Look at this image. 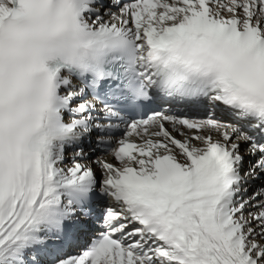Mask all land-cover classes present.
I'll return each mask as SVG.
<instances>
[{
    "label": "snow or ice",
    "instance_id": "6c2138e0",
    "mask_svg": "<svg viewBox=\"0 0 264 264\" xmlns=\"http://www.w3.org/2000/svg\"><path fill=\"white\" fill-rule=\"evenodd\" d=\"M261 180L264 0H0V264H264Z\"/></svg>",
    "mask_w": 264,
    "mask_h": 264
},
{
    "label": "bare ground",
    "instance_id": "6f19581e",
    "mask_svg": "<svg viewBox=\"0 0 264 264\" xmlns=\"http://www.w3.org/2000/svg\"><path fill=\"white\" fill-rule=\"evenodd\" d=\"M179 138V137H178ZM99 155H104V157H105V159H107L109 162H114L113 161V157L111 156V155H105L102 151H100L99 153H98ZM69 155H71V153L69 152ZM246 158V157H245ZM246 161H247V158H246ZM245 167H247V163L245 164ZM97 174H99V173H97ZM262 181L263 180H261V181H256V182H251L250 184H249V186H248V188H250V189H259L260 187H261V185H262ZM246 196V195H245Z\"/></svg>",
    "mask_w": 264,
    "mask_h": 264
}]
</instances>
